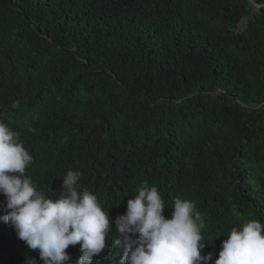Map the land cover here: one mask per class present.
<instances>
[{
    "label": "trees",
    "instance_id": "obj_1",
    "mask_svg": "<svg viewBox=\"0 0 264 264\" xmlns=\"http://www.w3.org/2000/svg\"><path fill=\"white\" fill-rule=\"evenodd\" d=\"M0 0V122L47 197L69 170L114 221L155 186L202 214L201 255L264 224V0ZM253 16V18H251ZM251 18L246 26L240 24ZM7 214L0 194V217ZM135 238V237H133ZM79 245L69 246L75 264ZM123 248L92 264H120ZM0 264H43L0 220Z\"/></svg>",
    "mask_w": 264,
    "mask_h": 264
},
{
    "label": "clouds",
    "instance_id": "obj_2",
    "mask_svg": "<svg viewBox=\"0 0 264 264\" xmlns=\"http://www.w3.org/2000/svg\"><path fill=\"white\" fill-rule=\"evenodd\" d=\"M32 164L19 134L0 122V194L7 210L0 220L30 250H39L43 264H67L70 245L80 246L75 264H92L113 248H123L120 264H208L212 259V253L201 255L207 243L201 242L203 217L193 201L175 198L171 218H166L161 193L145 184L115 219L117 235L110 237L109 210L92 191L77 190L78 170H69L62 191L47 197L26 176ZM215 264H264V224L252 219L233 227Z\"/></svg>",
    "mask_w": 264,
    "mask_h": 264
},
{
    "label": "water",
    "instance_id": "obj_3",
    "mask_svg": "<svg viewBox=\"0 0 264 264\" xmlns=\"http://www.w3.org/2000/svg\"><path fill=\"white\" fill-rule=\"evenodd\" d=\"M249 1H250V4L252 5V7H254L255 10L261 9L262 6L257 4L254 0H249ZM251 18H253V16ZM251 18H248V19L244 20L242 23H245V21H246V23L249 22Z\"/></svg>",
    "mask_w": 264,
    "mask_h": 264
},
{
    "label": "rangeland",
    "instance_id": "obj_4",
    "mask_svg": "<svg viewBox=\"0 0 264 264\" xmlns=\"http://www.w3.org/2000/svg\"><path fill=\"white\" fill-rule=\"evenodd\" d=\"M245 26H246V21H245V23L240 24V28H243Z\"/></svg>",
    "mask_w": 264,
    "mask_h": 264
}]
</instances>
